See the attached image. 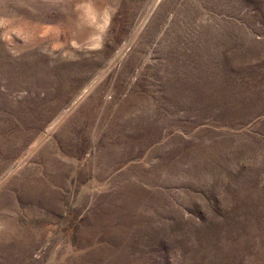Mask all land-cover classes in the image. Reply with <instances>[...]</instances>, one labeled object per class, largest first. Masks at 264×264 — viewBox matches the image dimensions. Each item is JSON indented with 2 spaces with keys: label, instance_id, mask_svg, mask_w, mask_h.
Wrapping results in <instances>:
<instances>
[{
  "label": "rangeland",
  "instance_id": "1",
  "mask_svg": "<svg viewBox=\"0 0 264 264\" xmlns=\"http://www.w3.org/2000/svg\"><path fill=\"white\" fill-rule=\"evenodd\" d=\"M0 264H264V0H0Z\"/></svg>",
  "mask_w": 264,
  "mask_h": 264
}]
</instances>
